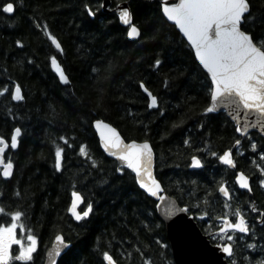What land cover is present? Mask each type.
<instances>
[{"label":"trees","instance_id":"1","mask_svg":"<svg viewBox=\"0 0 264 264\" xmlns=\"http://www.w3.org/2000/svg\"><path fill=\"white\" fill-rule=\"evenodd\" d=\"M8 2L15 5L11 15L2 11ZM121 2L129 3L133 23L141 30L137 40H128L127 29L118 22L115 8ZM252 4L253 15L258 16L264 0H252ZM85 5L96 11L94 18L88 17ZM37 23L48 26L63 54ZM255 30H264V25L258 24ZM17 40L23 47L16 45ZM52 55L64 68L69 84L61 85L53 74ZM158 55L164 62L155 70L151 65ZM141 80L158 97L157 109L147 107ZM16 83L25 97L18 103L11 99ZM209 84L190 47L163 17L160 0H111L108 13L98 0H0V89L7 87L0 95V136L9 143L12 130L22 129L17 150L8 148L4 154L6 161L12 159L14 173L9 180L0 177V204L8 213L21 210L25 227L38 237L33 260L12 264H42L58 233L72 245L59 264H106L104 251L117 264H174L155 201L137 187L130 172L118 173L120 166L102 153L92 127L98 119L116 128L125 141H149L156 178L169 196L188 209L212 244L224 242L214 235L222 223L218 218L227 213L233 220L232 213L237 208L242 211L256 238L251 233L238 234L230 264L233 259L247 264L245 256L256 264L264 257L260 247L246 246L251 242L264 247V225L258 223V217L264 220L260 216L264 188L259 186L257 168L264 166L260 159L264 139L249 133L258 145L254 152L251 140L237 135L224 112L204 115ZM236 139H241L239 148ZM53 141L64 148L61 172L54 168ZM82 144L96 161L95 167L79 154ZM228 149H232L234 169L219 163V155ZM212 152L217 156H211ZM193 155L203 165L196 171L189 169ZM241 171L250 179L251 194L234 183ZM221 183L229 188L231 199L221 197ZM73 190L84 197L80 211L93 204L89 218L80 222L67 213ZM253 205L256 212L251 210ZM10 222L9 215L0 214V223ZM17 237L24 239L26 234L21 237L17 229Z\"/></svg>","mask_w":264,"mask_h":264},{"label":"snow or ice","instance_id":"2","mask_svg":"<svg viewBox=\"0 0 264 264\" xmlns=\"http://www.w3.org/2000/svg\"><path fill=\"white\" fill-rule=\"evenodd\" d=\"M87 15L94 18L97 13L91 7L85 5ZM3 13L13 14L15 5L12 2L4 3L2 6ZM160 11L167 21L173 22L175 27L179 29L183 38H186L188 44L195 52L196 60L210 78V84L207 85L210 104L204 108L203 114L207 115L215 113L219 109H223L233 117L236 127V133L241 137H248L251 140L250 147L255 152L258 148L257 143L249 136L250 129H256L264 134V30L256 31V26L264 25V4L261 5L259 15H253L252 0H178V2H164L160 5ZM118 18L123 25H127V37L136 39L141 36L139 27L132 23V12L128 7L119 8ZM40 28L47 39L55 47V49L63 54V47L56 36L52 34L46 24H36ZM18 47H23L20 40L16 41ZM50 63L61 84L70 83L61 63L55 55L49 57ZM29 63L32 61L29 60ZM164 61L158 55L151 67L159 70ZM111 68V64L109 65ZM97 72L96 68L92 69ZM167 86V81H165ZM139 87L147 94L149 109H157L158 97L154 95L144 81L139 82ZM7 91V87L0 89V95ZM102 89L99 90L102 93ZM13 101H22L25 97L22 95L21 86L16 83L11 92ZM161 114L163 110L161 109ZM131 114V113H130ZM96 129L100 133V139L103 147L109 155L116 157L122 164L116 171L123 173L125 168L135 174L136 183L139 188L144 190L149 196L157 197L162 191L160 182L154 177L153 166V149L148 140L136 142L135 140L125 143L117 130L103 120L94 121ZM178 125L173 124V127ZM22 135L21 127H15L10 136V148L15 150L20 143ZM63 141L69 148L72 145L65 136L58 138ZM185 145L190 141L186 139ZM55 145L54 168L56 172L63 169V153L64 148ZM237 148L241 145V139L235 140ZM9 148V143L3 136H0V177L5 180L12 177L14 173V163L11 158L5 162L4 154ZM79 154L91 160L92 166H96V161L86 151V147L82 144L79 147ZM211 156L216 157L217 153L212 152ZM219 161L226 166L235 168L236 164L232 156V149L225 150L219 155ZM260 159L264 160V150H261ZM202 161L196 155L191 157V167H202ZM260 172L258 180L259 186L264 188V166L257 165ZM235 183L241 189L252 191L249 177L244 172H237L235 175ZM218 191L223 197L231 199V193L225 183L219 185ZM14 195L20 196L19 192ZM159 200L165 202L164 214L171 217L175 214L176 209L166 202V197L159 196ZM84 197L79 191L71 192V203L67 211L76 221H83L89 218L93 211V204L89 202L83 211H78V207L83 203ZM207 203V201H205ZM161 205H158L159 208ZM225 208H229V204H225ZM188 209H182L187 211ZM251 210L256 212L255 206H251ZM0 214L10 216V223H0V264H12L13 261L31 262L33 254L37 252L38 237L33 234L32 229L26 228L23 223L24 213L16 209L8 213L5 207L0 204ZM235 222H231L229 215L226 213L223 217L222 224L218 229L219 239L227 241L218 245L223 253L229 257L235 255V246L233 244L234 236L229 232H238L248 235L251 233L255 240V232L249 227V222L242 211L237 208L233 213ZM264 217V212L260 213ZM258 221L264 225V220ZM17 229H19L21 237L26 234V241L17 237ZM243 239V237H240ZM19 248L18 254H12V246ZM247 248L255 250L260 247L264 252V247L255 243H247ZM71 241H66L64 236L57 234L55 236L54 247L49 250V264H56V257L61 255L62 250L71 251ZM103 261L106 264H116L113 257L108 251H104ZM247 264H251L248 256L244 257ZM68 264H71L69 261ZM232 264H237L233 259ZM256 264H264V257L258 259Z\"/></svg>","mask_w":264,"mask_h":264},{"label":"water","instance_id":"3","mask_svg":"<svg viewBox=\"0 0 264 264\" xmlns=\"http://www.w3.org/2000/svg\"><path fill=\"white\" fill-rule=\"evenodd\" d=\"M98 1L101 2V9H102V11L104 13H108L109 12V7L111 5V0H98ZM164 2H178V0H160V5H161V3H164ZM122 7H128V8H130L129 7V3L128 2H121L115 8V11H116V14H117V19H118V22H119L120 26L123 27V28H126L128 30V27L129 26L123 25L120 22L119 18H118L119 8H122ZM8 15H11V14H8ZM165 20H166V18H165ZM167 22L170 25H172V26L175 27V25H174L173 22H170V21H167ZM132 23H133V19H132ZM175 29L180 34V36L183 38L182 34L179 32V29H177L176 27H175ZM126 36H127V33H126ZM137 39L138 38H136V39H129L128 38V40H130V41H134V40H137ZM183 40L190 47V45L188 44L186 38H183ZM190 49L192 50L193 55L195 57L194 50L191 47H190ZM195 59H196V57H195ZM196 61H197L198 65H199L198 60H196ZM50 66H51V63H50ZM200 67L203 70L202 66H200ZM51 70H52L53 74L56 76L58 82L60 83L59 78H58V75L56 74V72L54 71V69L52 68V66H51ZM203 71L208 76V74L206 73V71L205 70H203ZM209 80H210V78H209ZM61 85L64 86V84H61ZM13 102L14 103H18L20 101H13ZM209 104H210V101H209ZM220 112H224L226 114V116L229 118V120L231 122H233L234 126L236 127V124H235V121H234L233 117L230 116L223 109H219L217 112L210 113V114H217V113H220ZM105 123H107V122H105ZM92 127H93V131H94V133H95V135L97 137V140H98V143H99V147H100L102 153L108 159L113 160L120 167H122L121 162L116 157L109 155L108 152L105 151V149L103 147V144H102V141L100 139V133L96 129L94 122L92 124ZM117 132L119 133L118 130H117ZM250 132H256L257 134H259L264 139V134H261L258 130H256V129H250L249 130V133ZM237 135L239 137H241L239 133H237ZM120 136H121V134H120ZM122 139H123V137H122ZM129 142H131V141H125V143H129ZM138 143H140V142H138ZM9 148H10V141H9ZM11 150L12 151H16L17 149H15V150L11 149ZM219 163L221 165H223L220 161H219ZM223 166H226V165H223ZM226 167H229V166H226ZM201 168L202 167H200V168L191 167V163H190L189 169L191 171H196V170H199ZM229 168L230 169H234L232 167H229ZM125 170H127L128 172H130L134 176V179H135V174L134 173H132L130 170H128L126 168H125ZM152 171H153L154 177L156 178V175H155V153H154V150H153V166H152ZM1 178L3 180H5L3 177H1ZM10 178H8L6 180H9ZM249 182H250V179H249ZM135 183H136V179H135ZM234 183H235V179H234ZM136 185L139 188V186H138L137 183H136ZM235 185H236V187H237L238 190L247 192L248 194H251V192H249L247 189H241V188H239V186L236 183H235ZM250 186H251V182H250ZM161 187H162V185H161ZM140 190L147 197H149V198H151V199H153L155 201V211H156V214H157L158 218L164 224L165 233H166V237H167L168 242H169V246H170V250H171V255H172V259H173L174 264H230L227 261V259H229L230 257L227 254L223 253L222 250L218 247V245H214V244H212L210 242L208 236L205 235L200 230V228L198 227V225L195 222L194 218L191 215H189L187 211H182V209H185V208L184 207H181L174 198H172L171 196H169L164 191L163 187H162V191L160 193H158V196L157 197H151L146 192H144V190H142V189H140ZM161 195L164 196V197H166V202L171 203L175 207L176 212H175V214L173 216H171V217L165 216V214H164V204H165V202H162V201L159 200V196H161ZM220 195H221V197L223 199H226L227 200V198L223 197L222 194H220ZM70 203H71V200H70ZM82 204L78 207V211H80L79 209L82 206ZM158 205H161V206L158 208L157 207ZM69 206H70V204H69ZM67 213H68V215L70 216V218L74 222H78V221H76L71 216V214L69 212H67ZM231 222L234 223L235 222V219L234 220H231ZM221 224H220V226H221ZM229 233H231V232H229ZM235 233L241 235V233H238V232H235ZM214 235H219L218 231ZM54 241H55V237H54V239H53L50 247L47 249V251L44 254V260H43V263L42 264H49L48 252H49L50 249H52L54 247ZM65 254H66V252L62 250L61 255L55 258L56 259V264H59L60 263L62 257Z\"/></svg>","mask_w":264,"mask_h":264},{"label":"flooded vegetation","instance_id":"4","mask_svg":"<svg viewBox=\"0 0 264 264\" xmlns=\"http://www.w3.org/2000/svg\"><path fill=\"white\" fill-rule=\"evenodd\" d=\"M258 223L260 224V222H259V221H258ZM229 234H231V235H233V236H234V241H233V244H234L238 234H237V233H235V232H231V233H229ZM223 243H226V240H225Z\"/></svg>","mask_w":264,"mask_h":264},{"label":"rangeland","instance_id":"5","mask_svg":"<svg viewBox=\"0 0 264 264\" xmlns=\"http://www.w3.org/2000/svg\"><path fill=\"white\" fill-rule=\"evenodd\" d=\"M24 240H25V242H27V241H26V238H24ZM12 249H13V251H14V250L16 251V254H18V251H19L18 246L13 245V246H12ZM13 251H12V252H13Z\"/></svg>","mask_w":264,"mask_h":264}]
</instances>
